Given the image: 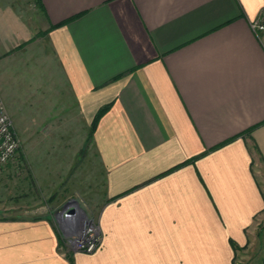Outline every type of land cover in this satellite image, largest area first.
<instances>
[{
  "label": "crops",
  "instance_id": "0c3cea01",
  "mask_svg": "<svg viewBox=\"0 0 264 264\" xmlns=\"http://www.w3.org/2000/svg\"><path fill=\"white\" fill-rule=\"evenodd\" d=\"M262 11L0 0L1 98L20 135L51 137L25 149L16 184L34 181L48 143L73 161L109 104L88 145L104 172L98 249L64 247L54 203L5 189L14 160L0 174V264H264V30L250 25Z\"/></svg>",
  "mask_w": 264,
  "mask_h": 264
},
{
  "label": "rangeland",
  "instance_id": "374dc122",
  "mask_svg": "<svg viewBox=\"0 0 264 264\" xmlns=\"http://www.w3.org/2000/svg\"><path fill=\"white\" fill-rule=\"evenodd\" d=\"M4 106L11 120L12 129L18 142L16 152L5 165H8V163L14 160L21 161L22 163H19L17 166L13 165L10 170V176L7 175L9 179L5 189H11L10 191H13L15 189L25 190L26 188L28 194L34 195V197L37 198L36 201H38L39 204L44 202L48 204L54 203L55 208L53 211L55 212L53 218L55 227L59 231L61 244H64L61 236L60 224L56 217L59 211L67 206H74L76 203L86 215L96 221V216L104 199V172L99 167L92 151L88 148L90 143L88 133L86 149L80 150L73 161L67 156V150L52 151V145H50V143L46 144L48 148L50 147L48 150L35 151V155L38 157L35 158V164L31 171L29 170L30 177L34 181L29 182V184H16L15 181L18 180V177L20 178V174L27 171V166L21 158L23 153H25V149L28 148L30 143L44 142L50 140L51 137L20 135L14 126V120L9 115L5 103ZM89 130L90 126L88 132ZM44 153H46V156L41 158ZM5 165L0 170V174H2ZM1 178L2 177H0V180ZM26 197L30 196L27 195ZM26 201L27 199L9 201L7 205L13 206L16 205L14 203L21 204ZM12 211L13 209L7 210L11 215H21L19 212L15 213ZM68 249L71 250L70 248Z\"/></svg>",
  "mask_w": 264,
  "mask_h": 264
},
{
  "label": "built area",
  "instance_id": "2783aa9c",
  "mask_svg": "<svg viewBox=\"0 0 264 264\" xmlns=\"http://www.w3.org/2000/svg\"><path fill=\"white\" fill-rule=\"evenodd\" d=\"M255 31L264 30V11L250 22ZM17 139L12 129L11 120L0 96V170L16 152ZM77 204L67 206L57 214L64 245L74 251L92 253L98 249L102 233L97 221L86 215Z\"/></svg>",
  "mask_w": 264,
  "mask_h": 264
},
{
  "label": "trees",
  "instance_id": "16d2710c",
  "mask_svg": "<svg viewBox=\"0 0 264 264\" xmlns=\"http://www.w3.org/2000/svg\"><path fill=\"white\" fill-rule=\"evenodd\" d=\"M108 107H109V104H105L101 108H99V110L95 113V115H94V117H93V119L91 121V124H90V130L88 132L89 140L92 137V133H93L95 127H96V123H97L99 117L108 109Z\"/></svg>",
  "mask_w": 264,
  "mask_h": 264
},
{
  "label": "bare ground",
  "instance_id": "6f19581e",
  "mask_svg": "<svg viewBox=\"0 0 264 264\" xmlns=\"http://www.w3.org/2000/svg\"><path fill=\"white\" fill-rule=\"evenodd\" d=\"M78 213H82V211L78 210Z\"/></svg>",
  "mask_w": 264,
  "mask_h": 264
}]
</instances>
